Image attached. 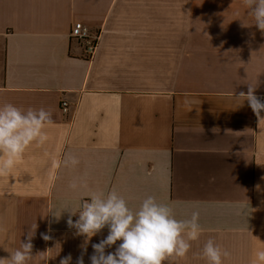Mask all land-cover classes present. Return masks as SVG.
<instances>
[{
  "label": "crops",
  "instance_id": "crops-1",
  "mask_svg": "<svg viewBox=\"0 0 264 264\" xmlns=\"http://www.w3.org/2000/svg\"><path fill=\"white\" fill-rule=\"evenodd\" d=\"M75 22L99 36L93 57ZM249 83L264 95V34L245 0H0V106L52 112L47 141L0 177V257L37 225L27 264L69 253L76 264L85 237L49 208L115 189L133 208L151 195L177 219L199 213V239L164 264H208L210 238L230 252L223 264H252L264 249V121L239 96ZM68 153L77 166L63 165ZM107 234L91 237L84 264Z\"/></svg>",
  "mask_w": 264,
  "mask_h": 264
},
{
  "label": "clouds",
  "instance_id": "clouds-1",
  "mask_svg": "<svg viewBox=\"0 0 264 264\" xmlns=\"http://www.w3.org/2000/svg\"><path fill=\"white\" fill-rule=\"evenodd\" d=\"M255 18V25L264 34V0H245ZM256 87L248 84V91L240 92L246 97L260 124L264 121V99L256 94ZM52 123V112L44 108L24 110L11 103L0 106V177L10 175L26 149L35 142L44 144L48 136L45 127ZM80 163L77 156L68 153L63 160L65 167H75ZM259 187V186H257ZM69 188L81 192L85 183L74 179ZM87 198V199H86ZM81 197L78 206L62 203L51 206L47 214L58 221L63 213H68L67 226L75 229V235L85 237L76 264H84L87 246L91 237L108 229V234L97 243L91 244L93 253L89 256L91 264H164L170 258H183L191 248V241L199 239L201 226L199 213L193 212L190 219H177L171 205L159 202L154 196L142 199L136 208L117 190L90 191ZM46 214V215H47ZM78 218L73 220V216ZM37 225L29 230L21 247L10 252V257H0V264H27L32 257L33 243ZM47 241L51 237L42 233ZM117 241L120 243L117 245ZM117 245L114 251H106ZM230 252L222 248L213 238L207 240L202 249V257L208 264H223ZM72 255L60 259L59 264H71ZM252 264H264V249L255 252Z\"/></svg>",
  "mask_w": 264,
  "mask_h": 264
},
{
  "label": "built area",
  "instance_id": "built-area-1",
  "mask_svg": "<svg viewBox=\"0 0 264 264\" xmlns=\"http://www.w3.org/2000/svg\"><path fill=\"white\" fill-rule=\"evenodd\" d=\"M71 36L78 38L84 44L86 52L89 56L93 57L95 55L98 48L99 36L93 34L89 26L82 22H75L72 27ZM258 97L264 99V95ZM69 107V101H62L61 108L64 114L69 113Z\"/></svg>",
  "mask_w": 264,
  "mask_h": 264
}]
</instances>
